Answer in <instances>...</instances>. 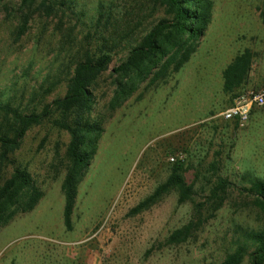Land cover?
I'll return each instance as SVG.
<instances>
[{
  "label": "rangeland",
  "instance_id": "1",
  "mask_svg": "<svg viewBox=\"0 0 264 264\" xmlns=\"http://www.w3.org/2000/svg\"><path fill=\"white\" fill-rule=\"evenodd\" d=\"M63 1L47 9L39 0L29 6L0 0L3 106L40 112L66 93L89 49L116 42L118 32L129 35L93 84L90 120L103 132L77 181L70 229L63 222L61 189L69 134L53 123L57 113L30 126L17 143L0 142V186L15 169H24L43 191L32 210L0 222V264H219L240 242L254 248L247 237L264 229V212L254 204V193L242 189L264 181V107L254 108L243 127L219 112L241 91L264 86V0H213L211 21L189 60L165 81L146 89L141 84L113 111L107 107L112 68L129 44L171 15L160 0ZM245 48L253 54L248 78L226 92L222 70ZM5 111L0 109V134L13 137V111ZM174 168L189 187L185 201L179 202L175 185L133 212ZM219 177L231 185L213 194ZM189 221L191 235L168 242ZM240 264H249L248 255Z\"/></svg>",
  "mask_w": 264,
  "mask_h": 264
},
{
  "label": "trees",
  "instance_id": "2",
  "mask_svg": "<svg viewBox=\"0 0 264 264\" xmlns=\"http://www.w3.org/2000/svg\"><path fill=\"white\" fill-rule=\"evenodd\" d=\"M37 0H21L23 6H29ZM47 9L55 5H65L63 0H39ZM166 5L170 19H161L138 41L127 46L125 58L112 68L114 89L107 107L113 111L122 105L139 87L146 82L144 88L165 81L172 71H178L189 60L195 51L207 25L211 21L213 0H160ZM95 26L100 40V8L97 11ZM264 13V12H263ZM110 15L106 18V24ZM27 17L24 18L18 29L22 34L26 28ZM116 26V24H112ZM128 32H118L115 41L109 46L103 44L89 49L84 58L80 59L68 80L66 93L62 97L54 98L44 105L40 112H19L10 106L0 109L13 111L12 125L14 136L8 137L0 134L2 145L17 143L25 131L32 125L40 124L57 113L53 123L69 134L66 147V157L69 162L66 174L61 184L64 194L63 222L67 229L72 227L71 215L76 198V184L84 170L90 163L96 149L97 141L103 132L99 122L90 120V112L94 102L93 84L102 72L108 69L112 60L113 51L127 37ZM107 43V42H106ZM253 54L245 48L236 54L222 70L223 89L231 92L242 86L250 73ZM5 133V132H1ZM178 186L181 193L179 202L185 201L189 196L187 187L174 168L169 177L158 185L154 192L139 202L132 210L138 212L148 206L161 193L172 186ZM231 182L219 177L214 186L213 194L225 191ZM25 190L28 196L20 199ZM255 195L254 204L264 212V181L256 179L249 189ZM43 196V191L32 184L30 174L24 169H15L14 172L0 186V222L9 220L18 212L32 210ZM194 229L192 221L182 227L174 229L168 236V242L179 243L191 235ZM247 239L253 243L254 248L249 250L245 242H240L236 249L228 253L219 264H240L245 255H248L249 264H264V229L253 231ZM211 264V263H210Z\"/></svg>",
  "mask_w": 264,
  "mask_h": 264
},
{
  "label": "built area",
  "instance_id": "3",
  "mask_svg": "<svg viewBox=\"0 0 264 264\" xmlns=\"http://www.w3.org/2000/svg\"><path fill=\"white\" fill-rule=\"evenodd\" d=\"M264 107V86L260 88H247L238 93L232 103L225 107L219 116L225 120H234L239 126H245L249 121L254 108ZM170 156V160H174Z\"/></svg>",
  "mask_w": 264,
  "mask_h": 264
},
{
  "label": "crops",
  "instance_id": "4",
  "mask_svg": "<svg viewBox=\"0 0 264 264\" xmlns=\"http://www.w3.org/2000/svg\"><path fill=\"white\" fill-rule=\"evenodd\" d=\"M260 88V87H259Z\"/></svg>",
  "mask_w": 264,
  "mask_h": 264
}]
</instances>
